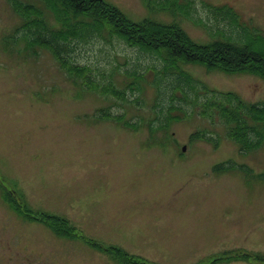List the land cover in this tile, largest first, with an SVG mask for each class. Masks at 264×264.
Here are the masks:
<instances>
[{"label": "rangeland", "instance_id": "obj_1", "mask_svg": "<svg viewBox=\"0 0 264 264\" xmlns=\"http://www.w3.org/2000/svg\"><path fill=\"white\" fill-rule=\"evenodd\" d=\"M12 1L0 0V264H126L94 244L136 255L131 264H264V148L240 154L221 123L198 113L151 134L144 123L161 109L152 107L154 88L127 91L139 108L85 93L51 53L37 55L14 33L20 18ZM105 1L135 22L177 24L199 44L222 39L218 32L236 35L206 7H230L264 31V0ZM182 1H191L187 15L162 7ZM74 56L103 80L119 72L121 88L130 83L127 74L160 68L121 42L80 46ZM184 68L210 88L264 103L256 75ZM145 74L148 82L154 78ZM109 107L142 126L101 119ZM219 164L225 166L214 169ZM14 199L38 221L15 218L5 205ZM43 214L67 219L75 237L40 224Z\"/></svg>", "mask_w": 264, "mask_h": 264}, {"label": "trees", "instance_id": "obj_2", "mask_svg": "<svg viewBox=\"0 0 264 264\" xmlns=\"http://www.w3.org/2000/svg\"><path fill=\"white\" fill-rule=\"evenodd\" d=\"M181 3L169 2L162 7L187 15L191 1L189 6H185L183 1ZM12 7L20 18L14 33L27 42V49L34 50L37 55L41 51L51 53L61 71L68 75L67 79L85 93L111 97L115 102L113 106L121 108L138 103L128 99V90L141 93L145 83L154 88L156 98L152 107L161 109L156 118L144 123L151 134L165 132L173 123L198 113L212 125L215 119L221 123L227 138L237 144L240 154L247 155L250 151L264 148V103H251L236 92L210 88L184 68L186 65H201L208 72L253 74L264 81V31L244 23L234 9L206 7L218 23H228L236 35L218 32L216 35H221L222 39L199 44L177 24L165 25L148 19L135 22L105 0H13ZM51 19L58 26H53ZM117 42L157 60L160 68L153 66L144 73L134 71L127 74L130 83L121 88L114 78L119 72L114 70L108 80H103L90 64H81L74 56L80 46L91 43L113 45ZM146 72L154 76L149 82ZM162 103L166 105L162 106ZM140 105L138 103L137 107ZM108 110L110 107L100 110L101 119L106 118L132 130L142 126L124 122L126 111L113 115ZM222 166L225 165L219 164L214 169ZM261 179L264 180V174H261ZM42 217L39 221L57 234L75 237L73 232L76 229L67 219L46 214ZM94 245L118 262L131 264L136 257L122 249ZM244 252L245 257L252 256Z\"/></svg>", "mask_w": 264, "mask_h": 264}, {"label": "flooded vegetation", "instance_id": "obj_3", "mask_svg": "<svg viewBox=\"0 0 264 264\" xmlns=\"http://www.w3.org/2000/svg\"><path fill=\"white\" fill-rule=\"evenodd\" d=\"M21 201H22L23 204H25V202H23V200H21ZM21 201L20 200H15V199L14 200H5V205L8 206V209L10 210V212L14 213L13 216L15 218H21V219H23V220H25L27 222L36 223L38 221L37 216H35L36 212L34 213V210H31V212H29L27 210V208H29V206H27V208H26V206L25 207H20L21 206ZM47 215L50 216V217L54 216L52 214H47ZM39 223L43 224L44 226H47L45 223H42L40 221H39ZM58 236H60V235H58Z\"/></svg>", "mask_w": 264, "mask_h": 264}, {"label": "water", "instance_id": "obj_4", "mask_svg": "<svg viewBox=\"0 0 264 264\" xmlns=\"http://www.w3.org/2000/svg\"><path fill=\"white\" fill-rule=\"evenodd\" d=\"M183 150L185 151L186 149L184 148Z\"/></svg>", "mask_w": 264, "mask_h": 264}]
</instances>
